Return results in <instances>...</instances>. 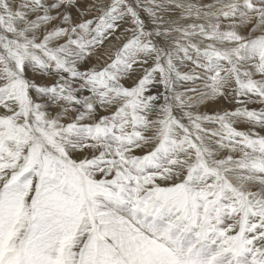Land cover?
<instances>
[{
  "label": "snow or ice",
  "instance_id": "1",
  "mask_svg": "<svg viewBox=\"0 0 264 264\" xmlns=\"http://www.w3.org/2000/svg\"><path fill=\"white\" fill-rule=\"evenodd\" d=\"M0 264H264V0H0Z\"/></svg>",
  "mask_w": 264,
  "mask_h": 264
}]
</instances>
